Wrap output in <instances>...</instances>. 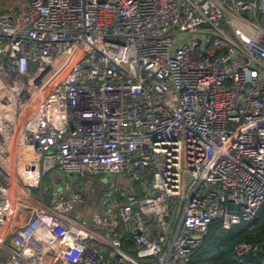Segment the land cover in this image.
<instances>
[{
	"label": "built area",
	"instance_id": "obj_1",
	"mask_svg": "<svg viewBox=\"0 0 264 264\" xmlns=\"http://www.w3.org/2000/svg\"><path fill=\"white\" fill-rule=\"evenodd\" d=\"M67 173L124 183L74 215ZM263 203L264 0L0 11V264H190Z\"/></svg>",
	"mask_w": 264,
	"mask_h": 264
},
{
	"label": "trees",
	"instance_id": "obj_2",
	"mask_svg": "<svg viewBox=\"0 0 264 264\" xmlns=\"http://www.w3.org/2000/svg\"><path fill=\"white\" fill-rule=\"evenodd\" d=\"M44 182V180H43ZM42 182V183H43ZM43 185L28 192L40 197ZM46 197L45 194H43ZM245 242L256 247V251L240 257L234 253V246ZM264 257V203L250 223H238L223 229L218 222H211L202 241L190 258V264H260Z\"/></svg>",
	"mask_w": 264,
	"mask_h": 264
},
{
	"label": "rangeland",
	"instance_id": "obj_3",
	"mask_svg": "<svg viewBox=\"0 0 264 264\" xmlns=\"http://www.w3.org/2000/svg\"><path fill=\"white\" fill-rule=\"evenodd\" d=\"M27 0H0V11L18 7L24 4ZM67 178L72 182L77 183V188L83 193V202L77 205L73 214H85L87 217L95 210L99 209V198L107 187L115 183H124L120 176L111 177L104 174L84 176L76 181L72 179L69 173L66 174Z\"/></svg>",
	"mask_w": 264,
	"mask_h": 264
},
{
	"label": "bare ground",
	"instance_id": "obj_4",
	"mask_svg": "<svg viewBox=\"0 0 264 264\" xmlns=\"http://www.w3.org/2000/svg\"><path fill=\"white\" fill-rule=\"evenodd\" d=\"M23 150H24L23 151L24 155H25V152H26V155L25 156H27L28 158H30V157L33 156L31 151L30 152H27V150H25V149H23Z\"/></svg>",
	"mask_w": 264,
	"mask_h": 264
},
{
	"label": "water",
	"instance_id": "obj_5",
	"mask_svg": "<svg viewBox=\"0 0 264 264\" xmlns=\"http://www.w3.org/2000/svg\"><path fill=\"white\" fill-rule=\"evenodd\" d=\"M11 246H12L13 248H16V246H15L14 244H11Z\"/></svg>",
	"mask_w": 264,
	"mask_h": 264
}]
</instances>
